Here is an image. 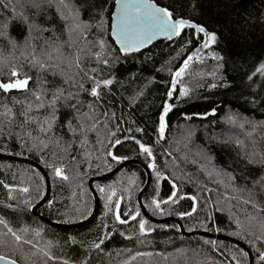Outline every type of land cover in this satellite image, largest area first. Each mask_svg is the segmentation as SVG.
I'll list each match as a JSON object with an SVG mask.
<instances>
[{
    "label": "trees",
    "instance_id": "16d2710c",
    "mask_svg": "<svg viewBox=\"0 0 264 264\" xmlns=\"http://www.w3.org/2000/svg\"><path fill=\"white\" fill-rule=\"evenodd\" d=\"M23 2L26 0H12L16 5ZM92 2L71 0L81 8V19L89 22L93 20V9L85 5ZM114 2L94 0L97 8L107 6L111 10ZM154 2L182 12L194 23L215 32L218 38L208 49H199L205 51L202 60L191 62L178 79L171 97L168 96L171 73L203 40V33H196L195 29L185 28L179 37L159 39L138 52L121 54L110 37L111 11L107 12L108 30L97 32L93 26L88 30L87 39L93 41L89 47L96 51L94 42L97 37H103L112 53L110 66L98 65L93 56H85L82 61L85 70L99 68L97 79L114 78L113 84L101 88V96L96 99L87 91L72 87L71 79L64 83V76L59 72L53 75L51 71L38 72L32 67L20 48L28 33L27 25L20 18L14 19L9 35L17 47L13 49L0 37V57H3L0 81H9L14 66L20 72L18 78L27 75L30 80L27 91L0 89V152L28 158L43 166L51 188L48 199L36 211L54 222L73 223L92 211L94 202L88 179L118 164L107 151L120 140L113 155L155 165L149 168L151 182L142 195L150 215L178 217L186 231L206 230L233 236L248 246L254 264H264L258 259L264 251V239H257L264 237V183L260 182L264 178V162H260L264 154V76L256 74L252 80L247 79L256 65L264 62V0H179V5L177 0ZM25 11L30 22L35 19L37 24L49 29L42 36L33 31L37 52L45 38L55 39L53 29L60 40L67 39L65 21L60 19L54 6L46 7L38 17L31 7ZM11 15V4L8 9L0 4V22ZM189 39L192 42L181 49ZM64 51L67 54L71 50L65 46ZM210 51L219 53L223 59H212L207 55ZM61 68L67 76L74 75V70L67 65L61 64ZM38 80L48 89L49 98L51 90L58 86L65 93H79V104L73 98L69 105H58V120L48 133H39L34 122L21 127L24 124L21 113L26 102L33 99ZM76 80L86 90L92 86L83 72ZM210 84L216 86L210 88ZM181 85L189 90L183 97H180ZM90 101L93 109L88 107ZM165 101L173 107L165 116L166 127L161 137L157 128ZM72 104L81 113H91L92 119L84 117L86 125L99 121L94 130L86 131V136L79 131L72 133L67 127L70 117L73 125H77ZM4 106L11 109V117ZM30 115L42 118L47 110L33 109ZM230 115L235 117V122L228 119ZM57 137L61 138L59 144ZM137 140L151 148V157L140 151ZM253 148L257 156L255 162L249 163L248 154ZM50 164L63 165L67 179L55 176ZM157 172L161 174L159 177ZM228 174L233 177L231 180ZM145 177L143 168L132 163L109 178L93 181L99 196L94 218L81 226L62 227L40 219L30 210L45 191L42 173L28 163L0 158V218L5 221L0 224V254L21 264H65V261L68 264L82 261L83 264H248L245 251L232 242L184 235L174 221L159 223L145 217L137 200ZM173 183L176 185L174 202L167 200L172 195ZM25 188L27 191H23ZM100 188L105 192L101 193ZM249 189L254 193L255 207L244 203L249 199ZM109 193L112 200H108ZM153 197L162 201V212L151 205ZM116 200L120 201L118 208ZM117 213L127 223L115 220ZM133 213H137L136 217L129 219ZM140 218L146 221L151 232L140 233ZM8 228L21 239L17 241ZM94 243L100 248H93ZM41 249L50 255H44Z\"/></svg>",
    "mask_w": 264,
    "mask_h": 264
},
{
    "label": "snow or ice",
    "instance_id": "6c2138e0",
    "mask_svg": "<svg viewBox=\"0 0 264 264\" xmlns=\"http://www.w3.org/2000/svg\"><path fill=\"white\" fill-rule=\"evenodd\" d=\"M0 4H3L5 9H8L11 4L12 15L5 17V19L0 22V37L4 38L8 41V43L12 46L13 49L17 47V43L14 39H12L9 35V27L12 21L16 18H20L27 25L28 33L25 36L24 42L20 45L21 54L25 57L28 63L37 69L38 72L41 71H51L53 75L59 72L62 76H64V83H67L68 80H72V87H78L80 91H87L88 95L93 98L98 99L101 96V88L107 87L114 82L113 77H109L107 79H97L96 77L99 75V68H90L85 70L82 67V61L85 56H93L96 59L98 65L103 64L105 66H110V57L112 53L108 51L107 42L103 39V37H97L94 46L96 51H93L89 45L93 44V41H89L87 36L89 35V29L93 26L96 27L97 32L107 31L106 24V13L111 11V36L115 40V42L119 45V52L121 54H128L133 52H138L141 48H143L146 44L152 42L157 36H164L168 39L173 37H179L182 34V31L185 28L195 29L196 33H203V40L197 44V50L194 53H189L186 58H184L181 66L176 69L175 72L171 73L172 82L171 87L168 88V96L173 95V89L177 85L178 79L183 76L186 70L189 68L190 63L194 60L200 62L202 57L200 55V48L208 49L211 45L217 43V34L213 31H208L202 24L194 23L190 18H187L183 15L182 12L175 11L169 6H160L158 3H155L154 0H115V10H111L107 6H102L97 8L94 0L92 3L86 4L85 7H90L93 9L92 22L85 21L81 19V8L75 6L71 3V0H26V2L19 3L18 5L12 4V0H8L6 3L5 0H0ZM177 4L179 5V0H177ZM55 7L57 14L60 19L65 21L64 24V33L66 34V40H60L58 36L55 35L54 29L53 36L55 39L45 38L44 44L40 46V51H36V45L33 42L35 37L32 36L33 31H38L41 33L48 31L49 29L42 27L41 25L35 22L33 19L31 22L29 21V16L25 11L26 7H31L35 9L34 16L38 17L42 12L46 11V7ZM182 6V5H180ZM194 7V5H193ZM98 15L99 19H95L94 17ZM191 39L186 41L185 45H181V49H183L187 43H191ZM45 45L47 47H45ZM65 46L71 50L67 54L64 49ZM30 49V51H26ZM208 56L212 57V59L221 61L223 57L216 52H208ZM126 58V55H125ZM116 59H119L118 57ZM0 61H3V57H0ZM61 64L67 65L68 69L74 70V75L69 77L67 76L63 69L61 68ZM80 72L84 73V76L92 81V86L90 89L86 90L84 88L83 83H79L76 80V77L79 76ZM95 74V75H93ZM256 74H260L264 76V62H260L256 65L255 71L248 75L247 79L252 80L253 76ZM211 75L215 76V73H211ZM20 76V72L14 66L11 68L10 79L8 82L0 81V89L4 92H8L9 90H25L27 91V85L30 80V77L24 75L23 78H18ZM215 84H210L209 87H215ZM180 97L186 96L188 94V88L184 85H181L179 88ZM48 89L44 87V84L38 80V87L32 92V100L26 102V106L24 111L21 113L24 116V124L21 127H25L29 122H34L38 125L39 133H48L53 128L54 124L58 120V105L63 103L64 105H69L71 99L75 98L77 100V104L79 101V93H73L71 91L65 93L63 87H55L51 90L50 98L47 96ZM141 93H137L140 95ZM180 97H177L179 99ZM19 103V101H17ZM70 107L75 111L76 116L75 119L77 121V125H73L72 118L70 117L67 121V127L70 132L75 133L79 131L82 135L86 136V131H91L96 128V123L91 125H86L84 123V117H88V119H92V115L90 112L81 113L76 104L70 105ZM89 109H93L94 105L90 101L88 104ZM173 106L168 103V101L164 102L163 111L160 112L159 115V124L157 131L161 137H163L164 130L166 127L165 124V116L169 112V110ZM5 112L9 117L12 116L11 109L4 106ZM33 109H45L47 110V115L40 118L38 116H32L30 113ZM213 112L215 109L212 110ZM106 115V114H105ZM204 115H208V113H204ZM229 120L235 122V117L229 116ZM243 125H241L242 127ZM255 130V126H253V131ZM137 131H141V129H137ZM27 134V133H26ZM111 135V133H109ZM35 139V137H33ZM60 137L56 138V143L59 144ZM131 139V137H129ZM49 142H51V137H49ZM86 143V140L84 141ZM40 143H44L43 140ZM120 140H116L115 144H120ZM139 145L140 151L142 153H146L149 157L152 156L151 148L140 142L136 141ZM237 143H241L237 141ZM107 155L111 156L113 160L120 161L125 159L123 156L113 155L111 149L107 151ZM257 156V152L255 148L253 151L248 154V162H255V157ZM260 162H264V154L260 156ZM50 168H53V165H49ZM149 168H154L155 165L153 163L148 164ZM63 165L54 167V174L57 177H63L67 179V176L64 175L62 171ZM161 174L159 172L156 173V176L159 177ZM229 175V179L231 180L233 177L231 174ZM261 183H264V178L261 179ZM255 184V182H254ZM7 187V185H6ZM172 195L167 197L168 201L174 202L173 198L176 196V185L173 183L172 185ZM23 191H27V189H23ZM101 193L105 192L104 188H100ZM249 191V199L245 200L244 203L252 204L253 207L256 206V202L254 200V193L251 189ZM38 194L42 195V192ZM193 199H195L193 197ZM108 200H112V194H108ZM52 202L49 201V204ZM162 201L158 200L156 197H153L151 200V205L155 207V209L160 210ZM115 204L117 208L120 205V201L116 200ZM11 207V206H9ZM108 204L105 203V208L107 209ZM195 207V205H194ZM139 210L137 209V212ZM137 213H133L129 216V219L135 218ZM180 215H188V213H180ZM115 220L120 223H127L125 220H121L120 215L114 214ZM5 223V221L0 218V224ZM7 227V225L5 224ZM8 231L15 237L17 241L21 239L19 235H17L11 228H8ZM139 231L140 233L151 232L152 229L146 227V221L143 218L139 219ZM110 235V233L108 234ZM72 240V237H69ZM103 239V238H102ZM257 239H264V237H257ZM93 248H100L99 244L94 243L92 245ZM44 255L49 256L50 253L44 251ZM7 259V257H3ZM87 258H85L86 260ZM258 259L264 261V251L259 253ZM12 264H16L15 261H12ZM65 264H68V261H65ZM83 264V261L81 262Z\"/></svg>",
    "mask_w": 264,
    "mask_h": 264
},
{
    "label": "water",
    "instance_id": "95a60500",
    "mask_svg": "<svg viewBox=\"0 0 264 264\" xmlns=\"http://www.w3.org/2000/svg\"><path fill=\"white\" fill-rule=\"evenodd\" d=\"M113 10H115V2H114V7H113ZM110 23H111V15H110ZM110 37L111 39L113 40L114 44L116 45V47L119 49V45L115 42V40L112 38L111 36V28H110ZM166 37L164 36H157L155 39L152 40L151 43L159 40V39H164ZM151 43L149 44H146L143 48H141L140 50L148 47ZM117 144H115V142L112 144L111 146V150L113 152V149L114 147L116 146ZM0 158H3V159H11V160H14V161H20V162H25V163H28L30 165H33L34 167H36L43 175V178H44V181H45V191H44V194L43 196L41 197V199L36 202L35 204H33L30 208L31 212H33L34 214H36L40 219L52 224V225H56V226H62V227H75V226H81V225H84V224H87L89 223L95 216V214L97 213V210L99 208V196L95 190V188L93 187V181L95 180H101V179H106V178H109L111 177L112 175H114L117 171H119L122 167L128 165V164H138L140 165L143 170L145 171V182L143 184V186L140 188L139 192H138V195H137V200H138V204L140 206V209L142 211V213L145 215V217H147L150 221H153V222H165V221H174L177 225H178V228L180 230V232L184 235H191V234H196V235H201V236H205V237H211V238H216V239H221V240H226V241H229V242H232L236 245H238L239 247H241L245 253L247 254V258H248V264H254L253 263V256H252V253L250 251V249L248 248V246L243 243L242 241H240L239 239L233 237V236H230L228 234H225V233H215V232H209V231H206V230H191V231H186L184 226L182 225L181 223V220L178 218V217H174V216H166V217H154L152 215H150L144 204H143V201H142V195H143V192L145 191V189L148 187V185L150 184L151 182V173H150V170H149V167L146 163L138 160V159H134V158H131V159H123V160H120L118 161V164L113 167L111 170L105 172V173H102V174H99V175H95V176H92L88 179V187H89V190L93 196V208H92V211L90 212V214L80 220V221H77V222H73V223H58V222H54L52 220H49L47 219L46 217L42 216L41 214H39L36 209L42 205L49 197V194H50V188H51V184H50V177L47 173V171L44 169L43 166H41L39 163L31 160V159H28V158H23V157H20V156H16V155H13V154H8V153H3V152H0ZM3 257H7V256H4L2 254H0V264H12V261H15L16 264H21L19 262H17L16 260L10 258V257H7V259H4Z\"/></svg>",
    "mask_w": 264,
    "mask_h": 264
},
{
    "label": "rangeland",
    "instance_id": "374dc122",
    "mask_svg": "<svg viewBox=\"0 0 264 264\" xmlns=\"http://www.w3.org/2000/svg\"><path fill=\"white\" fill-rule=\"evenodd\" d=\"M204 52H205V51H203V50H202V51H200V55L202 56ZM190 64H191V63H190Z\"/></svg>",
    "mask_w": 264,
    "mask_h": 264
}]
</instances>
